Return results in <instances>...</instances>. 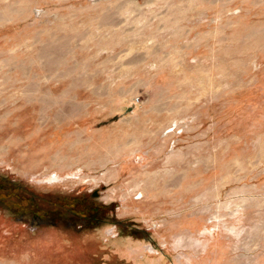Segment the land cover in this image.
Returning <instances> with one entry per match:
<instances>
[{"label":"rangeland","instance_id":"1","mask_svg":"<svg viewBox=\"0 0 264 264\" xmlns=\"http://www.w3.org/2000/svg\"><path fill=\"white\" fill-rule=\"evenodd\" d=\"M0 264H264V0H0Z\"/></svg>","mask_w":264,"mask_h":264},{"label":"trees","instance_id":"2","mask_svg":"<svg viewBox=\"0 0 264 264\" xmlns=\"http://www.w3.org/2000/svg\"><path fill=\"white\" fill-rule=\"evenodd\" d=\"M72 196H74V195H72ZM75 199H76L77 201L82 200V201H85V202H89V201L93 200L91 194H84V195H80V196H75ZM96 208H97V209H96ZM96 208H95V212H98L97 210L99 209V207H96ZM71 213H72L73 215H75V214L73 213L72 210H71ZM95 217H96V216H95ZM92 219H94V218H92ZM88 221H91V218H88ZM87 223H89V222H87Z\"/></svg>","mask_w":264,"mask_h":264}]
</instances>
